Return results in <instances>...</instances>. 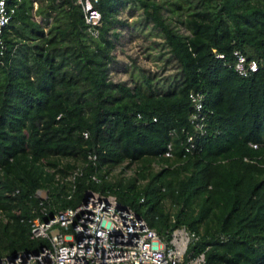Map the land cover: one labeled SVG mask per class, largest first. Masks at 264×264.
<instances>
[{"label": "trees", "instance_id": "1", "mask_svg": "<svg viewBox=\"0 0 264 264\" xmlns=\"http://www.w3.org/2000/svg\"><path fill=\"white\" fill-rule=\"evenodd\" d=\"M8 2L16 7L0 47V255L43 243L31 219L92 190L166 236L181 224L195 230L189 249L205 248L204 264H264V0H96V35L74 0ZM127 5L174 65L161 83L143 71L132 84L110 76ZM234 49L257 69L239 74ZM196 89L205 94L201 135L189 121ZM187 133L196 135L190 150ZM89 153L98 181L83 164ZM131 163V175H109ZM78 164L74 187L56 178Z\"/></svg>", "mask_w": 264, "mask_h": 264}, {"label": "built area", "instance_id": "2", "mask_svg": "<svg viewBox=\"0 0 264 264\" xmlns=\"http://www.w3.org/2000/svg\"><path fill=\"white\" fill-rule=\"evenodd\" d=\"M96 0H74L80 4L89 31L96 35L101 23V12L94 5ZM16 4L0 0V47L4 46V27L12 17ZM223 56V53H218ZM233 68L247 75L258 67L255 58H249L240 49L233 50ZM205 94L191 90L189 99L193 110L189 115L197 135L205 132L203 113ZM84 135L87 133L84 131ZM196 135L187 133L186 150L196 145ZM256 147L257 142L249 141ZM264 145V143H263ZM168 141L165 154H171ZM92 163L91 178L98 181L97 156L89 153L84 165ZM78 164L65 175L56 174L60 181L66 180L72 187L82 172ZM88 192V193H87ZM37 196L47 198V189L38 188ZM42 211L46 213L44 208ZM30 235L44 239L31 249H18L0 255V264H204L205 248L189 249L199 239V234L181 224L173 227L168 236L159 233L132 207L120 203L113 194H102L87 190L76 205H67L46 213L44 218L36 216L30 221Z\"/></svg>", "mask_w": 264, "mask_h": 264}, {"label": "rangeland", "instance_id": "3", "mask_svg": "<svg viewBox=\"0 0 264 264\" xmlns=\"http://www.w3.org/2000/svg\"><path fill=\"white\" fill-rule=\"evenodd\" d=\"M36 4L34 0L33 6L35 7ZM130 8L127 5L119 12L121 17L127 19V23L118 27L120 34L113 47V53L118 62L116 68L111 70L110 76L114 80H125L132 84L133 80L139 79L143 71L150 74L153 80L161 83L160 80L164 76L174 72V65L164 60L166 54L161 53L162 38L159 34L151 28L150 24L145 25L140 22L141 10L134 8L130 13ZM181 29L184 28L181 27ZM122 165L113 167L109 175L119 173L129 176L133 173L134 163L126 167L123 172L121 171ZM37 245L38 243L35 246Z\"/></svg>", "mask_w": 264, "mask_h": 264}, {"label": "water", "instance_id": "4", "mask_svg": "<svg viewBox=\"0 0 264 264\" xmlns=\"http://www.w3.org/2000/svg\"><path fill=\"white\" fill-rule=\"evenodd\" d=\"M88 193V192H87Z\"/></svg>", "mask_w": 264, "mask_h": 264}]
</instances>
